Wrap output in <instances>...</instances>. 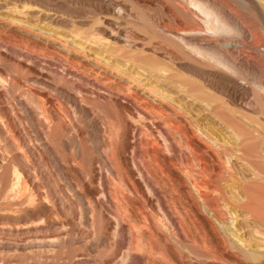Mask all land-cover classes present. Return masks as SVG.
<instances>
[{"label": "rangeland", "instance_id": "1", "mask_svg": "<svg viewBox=\"0 0 264 264\" xmlns=\"http://www.w3.org/2000/svg\"><path fill=\"white\" fill-rule=\"evenodd\" d=\"M208 1L218 11L231 14L232 28L242 26L247 34L250 32L247 38L236 31L237 35L233 32L230 34L234 35L223 34L222 38L213 39L253 41V23L243 13L240 15L239 4L234 0ZM19 8L27 16L14 12L21 11ZM39 9L58 16L59 22L56 25L43 22L38 16ZM0 17L13 19L12 22L23 20L33 26L27 25L33 31L27 34L0 25V264H155L157 258L156 264H258L243 258L231 236L235 233L236 238L258 244L261 241L257 243L251 227L247 233L246 226L243 227L246 224L234 215L235 218L228 216L219 228L217 222L211 219L212 224L204 217L205 209L195 201H185L184 195L178 193L182 198L177 196L173 202L178 190L175 196L167 195L169 190L163 192L166 189L162 188V181L171 174L158 169L156 165H162V161L154 151L162 148L165 158L177 163L178 166L174 163L177 168L199 169L198 163L191 164L195 161L193 153L180 142L179 129L174 127L178 116L169 107L182 103V109L176 107L180 113L184 116L188 113V119L204 125L214 136L225 138L223 126L216 121L220 106L236 118L237 109L234 108L236 114L229 112L234 107L232 103L239 101L228 90L220 89L217 59L224 53V57L231 58L237 77L252 82L264 77V68H260L264 65L254 63L258 55L254 49L222 53L220 46L211 44L207 45L210 48L206 46V52L210 53L204 59L197 58L181 39L199 44L212 37L198 34L209 31L204 17L193 11L188 0H104V3L101 0H0ZM242 21L245 23L241 24ZM108 22L124 40L113 43L109 40L102 28ZM261 44L264 49V42ZM182 59L217 73L196 76L180 64ZM150 69L161 70L156 76ZM192 88L197 90V95L202 93L201 97L195 96L199 99L194 107ZM254 92L249 91L247 100L250 96L252 99ZM173 135L182 147L175 144L178 143L175 138L172 141ZM147 138L152 140L149 145ZM169 139L171 148L168 144L164 146ZM234 165L231 167L238 174L248 173ZM131 179L144 185L151 183L155 191L150 188L147 191L152 192L148 194L152 203L131 189ZM195 180L194 177L192 181ZM133 212L140 213L138 219L142 223L145 213L151 212L165 232L167 241L164 239L162 246H168L166 249L174 254L175 261H169L171 258L165 255L161 259L162 255L157 257V253L153 261L140 256L132 245L131 227L136 216ZM170 215L178 224L171 222ZM152 232L155 240L151 241L156 242V230L152 228ZM157 242L162 247L161 241ZM211 245L219 246L222 258L219 263L209 256ZM163 248L158 249L163 251ZM228 254L234 257L228 258ZM262 260L259 264H264Z\"/></svg>", "mask_w": 264, "mask_h": 264}, {"label": "bare ground", "instance_id": "2", "mask_svg": "<svg viewBox=\"0 0 264 264\" xmlns=\"http://www.w3.org/2000/svg\"><path fill=\"white\" fill-rule=\"evenodd\" d=\"M27 1V0H26ZM34 1V0H33ZM235 3L239 4L241 11L239 12L240 15L241 13H243V16H247L244 17L243 19L247 18V20L250 18L253 26H252V37L254 38L253 41L251 42H247V41H243L242 43L239 42H235V41H224V42H218L217 40L213 39V37H220L222 38L223 34H230L235 32V34L237 33L236 31H238L239 36H242L244 38H247L249 33L247 34L246 30L244 27L242 26H237L239 28H232L230 25V20H231V14H228L225 11H222L220 9V11H218L217 9H215L216 7L214 5H212L208 0H188V5L193 9V11H197L199 12L203 17H204V21L205 24L207 25V30L209 32H199L198 34L200 36H211L212 38L209 37V39L206 40H201L199 44L197 43H186L185 40L182 38L181 40L183 41V44L186 45V47L188 46V51L194 53V55L199 58V59H204V56L207 55L210 52H206L207 49V45H217L220 46V49L223 53V51L229 53L231 51H235V50H241L245 48L247 49H254L256 51V53L258 54L257 57L254 59V63L258 66V65H264V49L262 44L264 42V0H234ZM29 2V0H28ZM102 3H104V0H101ZM112 5V4H111ZM24 6V5H23ZM28 6V5H27ZM109 6V3L108 5ZM214 6V7H213ZM233 6V5H232ZM238 6V5H237ZM238 6V7H239ZM26 7V6H24ZM45 7V6H44ZM105 7V6H104ZM8 8V7H6ZM10 8V7H9ZM14 8V7H13ZM21 8V7H20ZM19 8V9H20ZM37 8V7H36ZM12 9V8H11ZM16 9V8H15ZM45 9V8H44ZM188 9V8H187ZM238 9V8H237ZM10 10V9H9ZM21 10V9H20ZM24 10V9H23ZM33 10V9H32ZM7 11V10H6ZM11 11V10H10ZM27 11V10H26ZM36 11V10H35ZM239 11V9H238ZM12 12V11H11ZM14 12L18 13V16H23V14L26 15V13H24L25 11H18L15 10ZM236 12V11H235ZM238 13V14H239ZM12 16V13L10 14ZM10 15L8 18H10ZM239 15V16H240ZM27 16V15H26ZM29 16V15H28ZM38 16L39 18L43 19L41 21L45 22L47 21V23H51L55 25L59 22L58 16L56 17L54 14L50 13V11L48 12L47 10H43V9H39L38 10ZM184 16V15H183ZM7 17V15H6ZM30 17V16H29ZM37 17V16H35ZM241 17V16H240ZM12 18V17H11ZM14 18V16H13ZM26 18V17H25ZM28 18V17H27ZM242 18V17H241ZM15 19V18H14ZM20 19V18H19ZM23 19V18H22ZM240 19V18H239ZM13 19L9 20L7 18L4 17H0V25L5 26L6 27H14V29H17V31H21L22 33H27L30 34L33 31H29L28 30V26L31 24H26V21L24 23V21H13ZM38 20V19H37ZM62 20V19H60ZM112 19H108V21L110 22ZM68 21V20H67ZM232 21V20H231ZM238 21V20H237ZM246 21V20H244ZM249 21V20H248ZM247 21V22H248ZM64 22V21H63ZM108 22V24L104 25L101 29L105 32H107L109 40L112 42L115 41H122L124 39H122V36L120 35V33H118L116 30V32L113 30L112 25ZM250 22V21H249ZM28 23V22H27ZM65 23V22H64ZM243 23V21L241 22V24ZM245 23V22H244ZM243 23V24H244ZM50 24V25H51ZM233 24V23H232ZM240 23L238 22V25ZM28 25V26H27ZM33 25V24H32ZM46 25V24H45ZM237 25V24H236ZM235 25V26H236ZM252 25V24H250ZM29 26V27H30ZM102 26V25H101ZM99 26V27H101ZM33 27V26H31ZM37 27V26H36ZM41 30V29H40ZM155 30V29H154ZM42 31V30H41ZM44 31V30H43ZM102 31V32H103ZM156 32V31H155ZM104 33V32H103ZM196 33V32H195ZM52 34V33H51ZM106 35V34H104ZM230 35H234V34H230ZM237 35V34H236ZM177 36V35H176ZM195 36V35H194ZM226 36V35H225ZM35 37V36H34ZM41 37V36H40ZM251 37V36H249ZM261 37V40L260 38ZM37 38V37H36ZM227 38V36H226ZM230 38V37H229ZM173 39V38H172ZM233 39V38H232ZM241 39V38H239ZM44 40V39H43ZM126 40V39H125ZM244 40V39H243ZM248 40V39H247ZM251 40V38H250ZM107 41V40H106ZM139 41V40H138ZM42 42V41H41ZM108 42V41H107ZM112 42V43H113ZM132 42V40H131ZM185 42V43H184ZM134 43V42H133ZM182 43V42H181ZM54 44V43H53ZM122 44V43H121ZM140 44V43H139ZM109 45V44H108ZM135 45V44H133ZM24 46V45H23ZM181 46V45H180ZM207 46V47H206ZM136 47V46H135ZM183 47V46H182ZM212 47V46H211ZM181 48V47H180ZM184 48V47H183ZM182 48V49H183ZM210 48V46L208 47ZM151 49V48H150ZM247 49V50H248ZM209 50V49H208ZM213 50V47L212 49ZM102 51V50H101ZM182 51V50H181ZM210 51V50H209ZM249 51V50H248ZM253 51V50H251ZM214 52V51H213ZM218 53V51H217ZM221 53V52H220ZM226 53V54H227ZM253 53V52H252ZM255 53V52H254ZM177 54V53H176ZM224 54V53H223ZM223 54H220L219 58L216 59L218 60V63H220V89H225L226 91L228 90L229 92H231V94L234 95L235 98L238 100V103H232V105L234 106L229 113H231L232 111L238 112L237 117H232L234 115V113H232V116H230L231 114H226L228 113L226 111V113L224 112L225 109L223 110V106H220V115H218L216 121H219L218 123H220V127L223 126L222 131H225V138H221L217 137V135H213L212 133H210V130L208 131L207 129L203 128L204 125H200L198 122L194 121V120H190L188 119V117L186 115H188L187 112H185V110H183V113H187L185 116L180 113L178 111L179 107L180 109H182L183 105L181 103V105H176L175 107H169L171 108V111L178 116H175V119H177V123L175 122L174 127H176L175 129H179V139L180 142H182V146L186 147L190 153L192 152L194 157H192L195 161L192 160L191 164L194 162H196V165L198 163L199 165V169L197 170H193V168H185L182 169L177 168L176 166L177 163H175L174 161L172 162V160L170 158H165V153L163 152V150H161L162 148H158L159 150H154L157 151V154L160 156V161H162V165H157L159 166V170L163 168V170H166V174L170 173L168 178H164L166 180L162 181L163 183L162 188L165 190L163 192L168 191L170 195V193H173L172 195L175 196L171 197L172 199L174 198L175 200H173V202H176V200L178 199L177 196H180L182 198L181 195H184L183 198L185 199V201L187 200H192L193 202L195 201L199 207H202V209L204 208L206 211L204 216L206 217V219L208 221L214 220L215 222L218 223V225L220 228V224L223 225L225 221V219L229 216V217H235L239 218V220H241L243 223H245L246 225H242L243 227L246 226V231L247 233H249V230H251L248 227H251L254 231V233L252 232L251 234H255V236L257 237V243L258 242H262L264 240V77H260L258 80L253 79L252 82H249V80L245 79V78H240L237 77V72L235 71L236 69L233 68V64L230 63L228 58L224 57ZM212 56V54H210ZM229 55V54H228ZM189 56V55H188ZM247 56V55H246ZM251 56V54H250ZM247 56V57H250ZM259 56V57H258ZM169 57V56H168ZM167 57V58H168ZM171 57V56H170ZM213 57V56H212ZM230 57V55H229ZM234 58V57H233ZM254 58V57H253ZM215 59V58H214ZM248 59V58H247ZM252 59V57H251ZM251 59H248L250 61H252ZM111 60V59H110ZM188 60V59H187ZM206 60V59H205ZM182 61V62H181ZM179 61L180 64L183 65V67H186L187 70H189L190 72H193L194 74H196V76L199 74L200 76H206L209 74H216V72H209L207 70L209 69H205V68H201L202 66L199 67V65L195 64V63H191L189 62L188 64L183 61V59ZM189 61V60H188ZM191 61V60H190ZM202 61V60H201ZM249 61V62H250ZM204 62V61H202ZM200 63V62H199ZM201 64V63H200ZM212 64V63H211ZM147 66V65H146ZM235 66V65H234ZM237 66V65H236ZM259 66V67H260ZM151 67V66H150ZM204 67V66H203ZM254 67V66H253ZM152 68V67H151ZM158 68L157 66L155 67V69ZM260 68H264V67H260ZM148 69V68H147ZM151 73L153 75V73L155 72L154 75H156V73L158 74L159 71L161 69L157 71L152 72ZM164 70V69H163ZM162 70V71H163ZM141 71V70H140ZM148 71V70H147ZM161 71V72H162ZM188 71V72H189ZM218 71V72H219ZM160 72V73H161ZM163 73H161L160 75L162 76ZM188 74V73H187ZM147 75V74H146ZM157 76V75H156ZM164 76V75H163ZM187 76V75H186ZM215 76V75H214ZM149 77H152L151 74L149 75ZM167 77V76H166ZM210 77V76H209ZM217 75L214 77L216 78ZM156 79L158 77H155ZM154 78V79H155ZM162 77H160L161 79ZM172 78V77H171ZM196 78V77H195ZM159 79V78H158ZM188 79V78H187ZM207 79V78H206ZM164 80V79H163ZM167 80V79H166ZM165 80V81H166ZM183 80V79H181ZM197 80V79H196ZM161 81V80H160ZM168 81V80H167ZM157 82H159L157 80ZM173 83V82H172ZM171 83V84H172ZM186 83V82H185ZM190 83V82H189ZM215 83V82H214ZM158 84V83H157ZM212 84V83H211ZM163 85V84H162ZM156 86V85H155ZM154 86V87H155ZM153 88V87H152ZM156 88V87H155ZM196 88V87H193ZM192 90L194 91L195 89ZM202 88V87H200ZM2 89V88H1ZM186 89V88H185ZM205 89V88H204ZM199 90V89H198ZM254 91V94L252 99L250 96L251 101L247 100V95L249 94V91ZM165 91V90H164ZM163 91V92H164ZM192 91V93H193ZM196 91H194V96H192L190 94L191 97H193V100L191 101L193 107L195 104V101L199 98H196L195 96L201 97V91L200 93L198 92L199 95L196 94ZM206 91V90H205ZM222 91V90H221ZM224 91V90H223ZM222 91V92H223ZM225 91V92H226ZM227 91V92H228ZM162 92V91H161ZM189 92V91H188ZM221 92V93H222ZM226 92V93H227ZM160 93V92H159ZM166 93V92H165ZM183 94V93H182ZM181 94V95H182ZM196 94V95H195ZM223 94V93H222ZM168 95V94H167ZM173 95V93H172ZM228 95V94H227ZM165 96V95H164ZM169 98V97H168ZM190 97H187V100H191L189 99ZM230 98V97H229ZM254 98V99H253ZM169 100V99H168ZM204 100V99H203ZM232 100V99H231ZM170 101V100H169ZM174 101V100H173ZM179 101V100H178ZM211 101V100H209ZM235 101V100H234ZM244 101H247L244 102ZM249 101V102H248ZM206 102V101H205ZM232 102V101H231ZM237 102V101H236ZM152 103V102H151ZM174 103V102H172ZM187 103V102H186ZM203 103V102H202ZM175 104V103H174ZM197 104V103H196ZM173 105V104H172ZM170 105V106H172ZM205 106V105H204ZM226 106V105H225ZM178 107V109L176 108ZM210 107V106H209ZM230 107V106H229ZM156 108V107H155ZM190 108V107H189ZM218 109V107H216ZM215 108V109H216ZM227 108V107H226ZM235 108V110H234ZM177 109V110H176ZM179 109V110H180ZM187 109V108H186ZM193 109V108H192ZM210 110V108H209ZM214 110V109H213ZM212 110V111H213ZM204 111V110H203ZM192 112V111H191ZM216 112V111H215ZM235 112V114H236ZM184 113V114H185ZM201 113V112H200ZM219 113V112H218ZM240 113L242 114L240 116ZM138 114V113H137ZM196 114V113H195ZM205 114V113H204ZM214 114V113H213ZM170 115V113H169ZM173 115V114H172ZM202 115V114H200ZM195 116V115H194ZM215 116V115H214ZM236 116V115H234ZM192 117V116H191ZM193 118V117H192ZM174 119V118H173ZM214 120V119H213ZM171 126V125H170ZM173 126V125H172ZM209 127V126H208ZM175 130V131H176ZM170 131V130H169ZM169 133V132H168ZM219 133V132H218ZM222 133V132H221ZM142 134V133H141ZM159 134V133H158ZM173 134H174V130H173ZM162 135V134H161ZM159 135V136H161ZM169 135V134H168ZM166 135V139L167 136ZM223 135V134H222ZM148 136V135H147ZM158 136V137H159ZM165 136V135H164ZM162 138L163 140V137ZM170 136V135H169ZM174 136V137H173ZM172 136V141L174 140V138L176 137L175 135ZM149 137V136H148ZM145 138V137H144ZM155 138V137H154ZM150 139V137H149ZM147 138V140H149ZM152 139V138H151ZM166 139H164L163 141H165ZM171 139V138H170ZM170 139L168 141H166V143H164L166 146V144H168V142L170 141ZM177 138H175L176 140ZM146 140V139H145ZM146 140V141H147ZM157 140V139H156ZM155 140V141H156ZM152 142V140L147 141V144L149 145L148 142ZM154 141V143H156ZM158 141V140H157ZM160 141V140H159ZM177 141V140H176ZM150 142V144H151ZM175 142V141H173ZM170 142V143H173ZM178 142V141H177ZM180 142L175 143V144H180ZM158 143V142H157ZM156 143V144H157ZM159 144V143H158ZM170 144H168L167 146H169ZM173 146V144H172ZM181 146V147H182ZM263 146V147H262ZM147 147V146H146ZM153 147V146H152ZM158 147V145H157ZM161 147V146H159ZM171 148V146H169ZM262 147V149H261ZM149 148V147H148ZM150 148V151L152 150ZM167 151V150H166ZM149 152V151H148ZM182 152V151H181ZM185 152H187V150H185ZM155 153V152H152ZM167 153V152H166ZM189 153V152H187ZM189 153V154H190ZM184 154V153H183ZM154 155V154H153ZM156 155V153H155ZM154 155V156H155ZM167 155V154H166ZM192 155V156H193ZM187 156V155H186ZM185 156V158L187 159V157ZM190 156V155H189ZM188 156V157H189ZM151 157V156H150ZM189 159V158H188ZM187 159V160H188ZM154 161V159H153ZM191 161V157L190 160ZM158 162V160H157ZM183 162V161H182ZM150 163V162H149ZM152 163V162H151ZM174 163L176 164V166L174 165ZM184 163V162H183ZM235 164L234 166H238L237 168H239L240 170L245 169V171L247 170L248 173H245V175L243 174H238L239 172L235 171L233 167H231V164ZM156 164V163H154ZM185 164V163H184ZM188 164V163H187ZM186 164V165H187ZM190 164V162H189ZM190 164V166H191ZM150 165V164H149ZM148 165V168H149ZM152 165V164H151ZM155 167V165H152ZM151 166V167H152ZM195 166V165H194ZM153 167V169H154ZM236 168V167H235ZM163 170L162 173L164 174ZM238 170V169H237ZM133 171V170H132ZM155 171V170H154ZM157 171V169H156ZM244 172V170H242ZM242 172V173H243ZM152 173V172H151ZM161 173V172H160ZM159 174V173H157ZM156 174V175H157ZM134 175V174H133ZM168 175V174H167ZM166 175V176H167ZM239 175L241 177H239ZM130 176V175H129ZM148 176V175H147ZM191 176L192 180L195 177V181L191 180ZM138 177V176H137ZM162 177H165L162 176ZM171 177V178H170ZM248 177V178H247ZM129 178H132L131 176ZM156 178V177H155ZM128 180V179H127ZM132 180V179H131ZM130 180V181H131ZM159 180V179H158ZM162 180V179H161ZM129 181V182H130ZM174 181V182H173ZM146 185H144V183L142 184L140 181H133L130 182L131 185V189L136 191V194H138L137 192H139V194L141 193L142 197L146 198L148 202L152 203V200L150 199L151 197L148 196V191L147 189L150 188L153 189V186L150 184L145 183ZM15 185V184H14ZM159 185V184H158ZM152 186V187H151ZM130 187V186H129ZM127 188V187H126ZM155 188V186H154ZM157 188V187H156ZM155 188V189H156ZM159 191L163 190L161 189V187L159 186ZM161 189V190H160ZM132 190V191H133ZM154 190V189H153ZM176 190H178V192H175ZM155 191V190H154ZM157 190V192H159ZM174 192L176 193L174 195ZM152 192H150L151 194ZM162 193V192H161ZM179 193V194H178ZM124 194V193H123ZM149 194V195H150ZM156 196V193H153ZM152 194V195H153ZM159 194V193H158ZM163 194V193H162ZM165 195V194H164ZM119 196V195H118ZM160 196V195H159ZM150 197V198H149ZM179 197V198H180ZM167 198V197H166ZM180 198V199H181ZM125 199V197H124ZM128 200V199H127ZM135 200V199H134ZM182 201V200H180ZM191 201V202H192ZM179 202V200L177 201ZM189 202V201H188ZM187 202V203H188ZM123 203V201H122ZM172 203V202H171ZM194 203V204H196ZM90 204V203H89ZM166 204V203H165ZM164 204V205H165ZM173 205L177 204V203H172ZM171 204V205H172ZM181 204V202H180ZM133 205V204H132ZM162 205V203H161ZM170 205V203H169ZM185 205V204H184ZM118 206V205H117ZM128 207V206H127ZM164 207V206H163ZM192 207V206H191ZM185 208V207H184ZM182 210H185V209ZM190 208V207H189ZM197 208V207H196ZM133 209V208H132ZM148 209V208H147ZM175 209V207L173 208ZM176 209L177 205H176ZM172 210V209H171ZM182 210H180V212H182ZM144 211V210H143ZM153 211V210H152ZM187 211V210H186ZM184 211V212H186ZM189 211V210H188ZM125 212V211H124ZM137 212V211H136ZM183 212V213H184ZM130 213V212H129ZM135 213V212H133ZM145 213V212H144ZM171 213V212H169ZM175 213V212H174ZM177 213V212H176ZM179 213V212H178ZM182 213V214H183ZM187 213V212H186ZM185 213V214H186ZM126 214V213H125ZM132 214V213H131ZM136 214V213H135ZM134 214V216H135ZM140 213H138L139 215ZM153 214V213H152ZM173 214V213H172ZM200 214V213H199ZM133 215V214H132ZM138 215L136 214V216L134 217V219L132 220L134 223L133 227H131L132 232L134 233L133 235V242L132 245L133 247L135 246V249H137L140 253V256L142 257H146L145 259L149 260H154V258L156 259L160 254L162 255V258L160 256L161 259H164L163 256L165 255L166 257L171 258L169 261L173 262L175 261L174 259H176L174 257V254L170 251V249H166L164 246H162V241L165 239L166 240V236L164 237V233L162 229H160V227H158L159 225L157 224L158 222H156L157 220H155V218L152 217L151 212H146L145 213V217H144V223H142L139 219H138ZM174 215V214H173ZM184 215V214H183ZM188 215V214H187ZM203 215V214H202ZM119 216V215H118ZM130 216V214H129ZM128 216V217H129ZM144 216V214H143ZM156 217V216H155ZM176 217V216H175ZM234 217V218H235ZM95 218V217H94ZM111 218V217H110ZM118 218V217H117ZM158 218V217H157ZM171 222H173L174 224H176V220L175 218L170 215L169 216ZM115 219V218H114ZM125 219V218H124ZM132 219V218H131ZM142 219V218H141ZM180 219V218H179ZM178 219V221H179ZM186 219V218H185ZM190 219V218H189ZM232 219V218H230ZM143 220V219H142ZM229 220V219H228ZM235 220V219H234ZM238 220V221H239ZM131 221V222H132ZM181 221V220H180ZM189 221V220H188ZM185 222V221H184ZM187 224V222H185ZM189 223V222H188ZM228 223V222H227ZM231 223L232 222L231 220ZM237 223V222H236ZM160 224V223H159ZM173 224V225H174ZM178 224V223H177ZM180 224V223H179ZM191 224H193V222H191ZM209 224V223H208ZM213 224V223H212ZM39 226V225H38ZM131 226V225H130ZM161 226V225H160ZM215 226V227H216ZM228 226V225H226ZM180 227V226H179ZM189 227V225H188ZM225 227V226H224ZM229 227L231 228V225H229ZM241 229H244V228ZM152 228L153 231L156 230L155 236L156 238H158L157 240L161 241L159 242L161 244L162 247H158L159 244L156 240V242L151 241L152 239H154L155 237L151 236V232H152ZM166 228V227H165ZM190 228V227H189ZM194 228V227H192ZM218 228V229H219ZM227 228V227H226ZM134 229L136 231H134ZM168 229V228H167ZM205 229V228H204ZM244 229V232H245ZM263 229V230H262ZM166 230V229H164ZM197 230V229H196ZM226 230V229H225ZM228 230V229H227ZM230 230V229H229ZM179 231V230H178ZM221 231V230H220ZM232 231V230H231ZM230 231V234H231ZM236 231V230H235ZM150 234H149V233ZM181 232V231H180ZM234 232V231H233ZM102 233V232H101ZM153 233V232H152ZM215 233V232H214ZM228 233V232H227ZM243 233V232H242ZM246 233V234H247ZM226 234V233H225ZM235 234V233H234ZM232 233V240L234 239L233 242L235 245L236 250L241 253L247 260L251 261H258V264L261 263L260 260H264V243H258L255 245L253 243L247 242L246 240H243L242 238H236V236ZM250 234V235H251ZM100 235V232H99ZM183 235V234H182ZM191 235V234H190ZM193 235V234H192ZM252 236V235H251ZM254 236V235H253ZM147 237V238H146ZM229 237V236H227ZM214 238V237H213ZM255 238V237H253ZM148 239V240H147ZM202 239V238H201ZM249 239V238H248ZM155 240V239H154ZM195 240V239H194ZM203 240V239H202ZM229 240V239H228ZM231 240V237H230ZM167 241V240H166ZM227 241V240H226ZM249 241V240H248ZM232 242V241H231ZM174 243V242H173ZM158 244V246H157ZM214 244V243H212ZM231 244V243H228ZM200 245V244H199ZM206 245V244H205ZM218 245V243H217ZM232 245V244H231ZM233 245V246H234ZM204 246V245H203ZM207 246V245H206ZM212 246V248H211ZM210 248L212 249H208L209 253H210V257L214 258L218 263L220 262V249L218 247L211 245ZM232 246V247H233ZM164 247V248H163ZM191 247V246H190ZM209 247V246H208ZM158 248L162 249L163 251L159 250ZM181 248V247H180ZM206 248V247H204ZM223 248V247H222ZM109 249V248H108ZM201 249V248H200ZM203 250V249H202ZM234 250V249H233ZM128 252V251H127ZM126 252V253H127ZM206 252V249H205ZM232 252V251H231ZM230 252V253H231ZM234 252V251H233ZM237 252V253H238ZM156 253H157V257H156ZM195 253V252H194ZM198 253V252H197ZM131 254V253H130ZM164 256V257H165ZM188 256V255H187ZM234 257V254L232 256V254H228V258H232ZM141 258V257H140ZM168 258V259H169ZM242 258V259H243ZM160 259V260H161ZM167 259V258H165ZM200 259V258H199ZM203 259V258H202ZM235 259V258H234ZM241 259V257H240ZM152 260V261H153ZM156 260H159L158 258ZM155 260V261H156ZM245 260V259H244ZM262 260V261H263ZM120 261V260H119ZM153 261V263L156 264V262ZM165 261V260H164ZM167 261V260H166ZM184 261V260H183ZM215 261V262H216ZM237 261V260H236ZM260 261V262H259ZM124 262V261H123ZM170 262V263H171ZM248 262V261H247ZM150 263V262H149ZM152 263V262H151ZM169 264V262H168ZM229 264V263H228ZM251 264V263H250ZM256 264V263H254Z\"/></svg>", "mask_w": 264, "mask_h": 264}]
</instances>
